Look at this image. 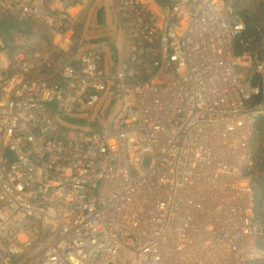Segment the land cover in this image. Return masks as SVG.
I'll return each mask as SVG.
<instances>
[{"label":"built area","instance_id":"built-area-1","mask_svg":"<svg viewBox=\"0 0 264 264\" xmlns=\"http://www.w3.org/2000/svg\"><path fill=\"white\" fill-rule=\"evenodd\" d=\"M117 1L111 71L99 48L55 65L77 33L62 0H0L57 48L0 37V264H264V46L240 0Z\"/></svg>","mask_w":264,"mask_h":264},{"label":"rangeland","instance_id":"rangeland-1","mask_svg":"<svg viewBox=\"0 0 264 264\" xmlns=\"http://www.w3.org/2000/svg\"><path fill=\"white\" fill-rule=\"evenodd\" d=\"M54 1L55 0H49V3H54ZM94 1L96 2L93 3V10L88 11L84 15L83 19H81L78 23H75L77 33L74 43L69 48V52H67L66 55H60L59 59L56 60L55 65L57 63H60V60L69 59L70 57L74 56L73 54H80L82 52L90 50V48H99L102 51L103 65L106 69L114 71L117 67V64H121L120 60L125 54L124 49L126 46H128V39L126 37L128 20L127 18L125 19L121 16V5H119L117 0ZM240 5L243 9L245 16H249L251 20L255 21L256 18L257 22L258 19L260 21L259 15L260 17L264 18V0H240ZM1 10L9 18H11L3 7H1ZM101 15L103 17V21H100ZM13 21L16 23H23L18 21L17 19H14ZM257 25L259 28L254 25L255 28H253V30L250 29L249 33L248 27L247 33L249 34V36H251L250 38H252L253 40L254 48L262 49L264 46V22H258ZM14 29V26L11 25L8 28V32L10 33L13 31L11 34L13 36H23L24 40L20 42L21 45H26L27 48H34L39 42H41L43 45V52H46L47 50L51 49L52 51L57 50L55 45L52 46L53 44L51 45L47 43L46 41H44V38L43 40H39L33 33L29 34L24 32H16L14 31ZM46 29L47 28L44 26H42V28H37V33H40L41 35L46 34V36L50 37L53 42L54 36H52L51 34L47 35ZM14 42H16V40ZM238 43V46H241L240 42ZM8 54L12 55L9 53V50ZM117 55L120 56L118 57L120 58L119 63H117L116 60ZM257 55H259V53H257ZM7 60L8 58L6 56L1 55L0 67L4 66ZM128 97H130V95H128ZM119 103L120 100L116 99L115 95L111 94L110 96H107L106 101L104 102L101 116L99 117L100 120L98 125H101L103 120H107L108 117H112ZM100 107L101 104H98L94 112L97 113ZM82 117H85V115H83ZM75 125L78 124L75 123Z\"/></svg>","mask_w":264,"mask_h":264},{"label":"trees","instance_id":"trees-1","mask_svg":"<svg viewBox=\"0 0 264 264\" xmlns=\"http://www.w3.org/2000/svg\"><path fill=\"white\" fill-rule=\"evenodd\" d=\"M70 1H72V0H70ZM243 15H244V18L247 21V25L249 27L248 28V33H249V30L250 29L253 30V28H255L254 25L256 24L257 19L255 18V21H253V20H251V18L249 16L246 17L244 13H243ZM259 18H260V21L258 19V22H261V23L264 22V18L260 17V15H259ZM13 20L14 19L9 18L1 10V6H0V37H2L6 41L8 47H9V53L10 54L13 55L15 52H17L19 50V48H22L21 42L24 40V37L23 36L22 37H19V36H13V35H11L13 31L10 32V33L8 32V28L11 25L14 26V28H15L14 31H16V32H24V33H29V34L33 33V34H35L36 38H38L39 40H43V38H44V41H46L47 43H49L51 45L53 44V42L50 39V37L46 36V34L45 35L44 34L41 35L40 33H37V28H42V26L40 24H38L37 22H35L33 20H27V21H25L23 23H16ZM100 21H103L102 15L100 16ZM258 22H257V24H258ZM252 25H253V27H252ZM46 30H47V35L48 34L50 35L49 29L47 28ZM248 33L243 38L245 41H248V37H249V34ZM15 40H16V42H14ZM42 47H43L42 43L39 42L37 44V46H35L34 48H31V49L28 48L27 51L29 53H31V54L34 53V52H36V51H40L41 53H43V48ZM237 48H238L239 51H243V49H244L243 46H242V44H241V46H238ZM262 87H263V91H264V82L262 84ZM262 98H264V94H263ZM66 120H67V122L69 124H75V123H77L78 125H85L87 123L90 124V121L87 120L85 117L77 118V117H74L73 116V117H67ZM98 123H99V121H97V122L95 121L94 126L97 127L98 126ZM101 128H103V127L101 126Z\"/></svg>","mask_w":264,"mask_h":264},{"label":"crops","instance_id":"crops-1","mask_svg":"<svg viewBox=\"0 0 264 264\" xmlns=\"http://www.w3.org/2000/svg\"><path fill=\"white\" fill-rule=\"evenodd\" d=\"M65 3V7L68 8L70 6V11L71 13H73L75 15V20L78 23L81 19L84 18V15L88 12L93 10V3H95L96 1H92L88 6L86 7H81L80 5H78L76 2V0H64L63 1ZM125 51L127 50V46L124 49ZM119 55L116 56V60L119 61Z\"/></svg>","mask_w":264,"mask_h":264},{"label":"bare ground","instance_id":"bare-ground-1","mask_svg":"<svg viewBox=\"0 0 264 264\" xmlns=\"http://www.w3.org/2000/svg\"><path fill=\"white\" fill-rule=\"evenodd\" d=\"M75 117H77V118H81L82 116H78V115H74Z\"/></svg>","mask_w":264,"mask_h":264}]
</instances>
